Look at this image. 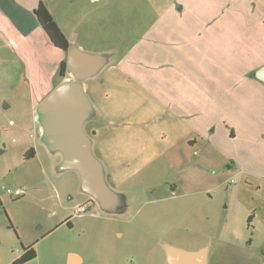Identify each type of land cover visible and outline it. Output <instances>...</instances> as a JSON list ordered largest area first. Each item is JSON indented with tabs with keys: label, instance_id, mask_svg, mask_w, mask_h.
Masks as SVG:
<instances>
[{
	"label": "rangeland",
	"instance_id": "obj_1",
	"mask_svg": "<svg viewBox=\"0 0 264 264\" xmlns=\"http://www.w3.org/2000/svg\"><path fill=\"white\" fill-rule=\"evenodd\" d=\"M173 1L176 0H101L93 8L89 0H62L55 17L71 46H83L86 53L103 62L97 73L81 81L91 102V91L100 86L105 74H110V64L118 63L121 56L135 48L128 59L132 61L135 52L149 47L147 41L152 38L145 33L150 23L158 11ZM246 1L181 0L179 6L185 5L188 13H193L186 16L189 22L205 30L217 22L218 16L194 12H219L223 20L220 23L241 25L239 16L229 12L232 7L246 8ZM258 12L255 17H248L251 44L264 42V20ZM7 23L0 27V264H17L30 247L35 249L36 257L24 264H67L70 252L81 256L82 264H170L169 246L188 251L195 234L198 242H204L210 229L223 237L226 259L231 264H264V234H257L249 248L254 225L249 226L240 218L237 188L241 179L228 171V158L214 146L209 155L202 156L209 157L206 159L190 151L186 145L189 118L175 119L171 111L159 110L154 99H150L149 111L153 132L149 136L153 139L142 143L145 150L133 163V169L123 174L119 167L121 174L111 179H107L104 170L112 203L103 204L87 193L80 173L64 168L63 155L51 150L39 135L36 95L42 85L45 87L60 76L61 61L56 54L60 51L50 49L45 41H20ZM42 30L46 35L43 27ZM236 38L223 40L219 49L232 57L237 52L232 45ZM258 56L260 62L252 64L250 58ZM236 57L242 59L241 53ZM259 63L260 67L264 65V49L250 50L241 66L248 68ZM66 77L60 84L75 80L71 75ZM214 101L226 108L213 110L214 126H223L237 116L232 106H237V102L225 100L224 96H216ZM261 108L259 119L264 122ZM238 115L253 126L246 130H255L254 122L259 121L255 110L239 111ZM84 127L93 141L89 124L85 122ZM258 127L264 129L262 123ZM32 150L35 156L27 157ZM261 153L264 154L263 146ZM93 155L96 157L94 152ZM262 187L257 201L264 205L263 182ZM9 190L23 193L15 196ZM82 206L87 212L78 214ZM214 244H219L218 240Z\"/></svg>",
	"mask_w": 264,
	"mask_h": 264
},
{
	"label": "crops",
	"instance_id": "obj_2",
	"mask_svg": "<svg viewBox=\"0 0 264 264\" xmlns=\"http://www.w3.org/2000/svg\"><path fill=\"white\" fill-rule=\"evenodd\" d=\"M43 1L65 35L55 17L56 9H59L62 0ZM89 2L94 8L101 0ZM180 2L181 0L173 1L168 8L158 11V16L150 23L145 33L146 37L152 38L147 41L149 47L144 46L139 53L135 52L136 57L134 56L132 61L128 59L132 56V51H136L135 48L121 56L118 63L110 64L112 71L105 74L106 77L101 80L100 86L93 87V116L86 122L91 128L92 150L102 161L107 179L119 176V167H122L123 174H127L145 150L142 143L153 139V136H149V133L153 134L149 120L150 99L156 100L160 105L159 110L171 111L172 116L179 121L187 116L189 123L186 126L190 136L186 145L190 151L201 158L203 155H209L214 146L228 158V171L235 172V176L241 179L237 188V210L241 213V220L244 218L249 226L251 223L254 225L255 233L249 243V248H252L255 236L261 232L264 234V205L257 201V195L262 192V182L264 183V154L261 153L264 138L260 137H264V129L260 130L258 127L260 123L264 126L261 117V120L259 119L262 106L264 110V85L255 77V70L260 67V63L248 68L241 65L250 50L258 52L264 49V42L260 40L251 44L252 26L249 21L251 16L257 15L258 8L259 18L264 20V0H247L246 8L241 6L236 7L237 10L234 7L230 9L231 15L239 16L237 21L241 22V25H232L228 21L220 23L223 20L219 12L212 13L205 9L194 12L202 16H218L217 22L207 26L205 30L186 19L188 14L193 13H188L185 5L179 6ZM39 4L40 0H0V27L2 24L4 27L8 22L9 29L14 31L13 35L20 41L27 38L32 44L45 41L50 49L60 51L56 54L58 53L61 63L67 61L68 53L53 45L38 22L36 12ZM253 4L255 5L252 6ZM93 8L91 7V10ZM243 16L250 19L246 20ZM240 35L242 39H239ZM32 37H36V40L31 39ZM229 37H237L235 44H232L237 52L232 57L219 49V46L223 45L222 41ZM67 40L71 46L70 38ZM78 48L85 52L83 46L79 45ZM237 53H241L242 59L236 57ZM254 58H250L252 64L260 62L259 56ZM182 67H185L184 71ZM67 75L70 74L67 72ZM61 81L62 77L59 76L49 85L40 87L35 100L36 109ZM86 91L90 93L88 86ZM216 96L221 99L224 96L225 100L237 102V106L232 105L233 110L237 111V116L220 127L213 125L214 111H224L226 108L214 101ZM229 109L227 106V110ZM246 110H255L257 113L259 121L254 122V131L246 130L253 126L238 115L239 111ZM174 124H178L176 120ZM39 135L42 137L41 124ZM255 135L260 138L256 139ZM197 238L195 234L187 252L200 253L205 259V264H231L226 259L223 237L219 238L214 230L210 229L209 233H206L204 242H198ZM214 240H218L219 244L212 245ZM261 255L264 260L263 250ZM231 261L236 263L233 259ZM241 261L243 263L244 258ZM82 263L83 259L78 254H68L67 264Z\"/></svg>",
	"mask_w": 264,
	"mask_h": 264
},
{
	"label": "water",
	"instance_id": "obj_3",
	"mask_svg": "<svg viewBox=\"0 0 264 264\" xmlns=\"http://www.w3.org/2000/svg\"><path fill=\"white\" fill-rule=\"evenodd\" d=\"M102 65L100 58L70 46L67 72L75 80H66L40 103L37 120L42 126L45 144L63 155L64 168L77 170L83 189L103 204H111L112 194L106 184L103 165L93 155L92 141L84 127L93 114V106L81 83L97 73ZM255 77L264 85V65L256 69ZM167 255L170 264H205L200 253L169 246Z\"/></svg>",
	"mask_w": 264,
	"mask_h": 264
},
{
	"label": "trees",
	"instance_id": "obj_4",
	"mask_svg": "<svg viewBox=\"0 0 264 264\" xmlns=\"http://www.w3.org/2000/svg\"><path fill=\"white\" fill-rule=\"evenodd\" d=\"M37 19L41 27L45 30L49 39L56 47L62 49L64 52L68 53L70 48V43L67 40L66 36L60 30L59 26L55 22L54 18L48 11L47 7L43 0H40V4L37 9ZM67 75V61H63L60 67V76L66 78ZM35 156V151L32 150L30 155L27 157L32 158ZM250 223V222H249ZM36 257V251L34 248H28L26 253L18 260L17 263L24 264L28 261H31Z\"/></svg>",
	"mask_w": 264,
	"mask_h": 264
},
{
	"label": "built area",
	"instance_id": "obj_5",
	"mask_svg": "<svg viewBox=\"0 0 264 264\" xmlns=\"http://www.w3.org/2000/svg\"><path fill=\"white\" fill-rule=\"evenodd\" d=\"M8 193L13 194L15 196H21L23 192L21 190H9ZM86 212L87 208L85 206L80 207L77 211L78 214H85Z\"/></svg>",
	"mask_w": 264,
	"mask_h": 264
},
{
	"label": "flooded vegetation",
	"instance_id": "obj_6",
	"mask_svg": "<svg viewBox=\"0 0 264 264\" xmlns=\"http://www.w3.org/2000/svg\"><path fill=\"white\" fill-rule=\"evenodd\" d=\"M26 250H27V249H25V253H26ZM25 253H24V254H25ZM24 254H23V255H24ZM23 255H22V256H23ZM20 259H21V258H20ZM20 259H19V260H20ZM17 262H18V261H16V263H17ZM17 264H19V263H17Z\"/></svg>",
	"mask_w": 264,
	"mask_h": 264
}]
</instances>
